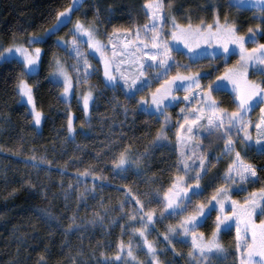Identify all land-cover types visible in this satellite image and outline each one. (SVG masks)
Instances as JSON below:
<instances>
[{
  "label": "snow or ice",
  "instance_id": "1",
  "mask_svg": "<svg viewBox=\"0 0 264 264\" xmlns=\"http://www.w3.org/2000/svg\"><path fill=\"white\" fill-rule=\"evenodd\" d=\"M83 2L71 0L66 6L55 10L52 22L47 27L29 32L22 39L13 36L12 42L7 45L0 44V61L15 60L20 65L14 92L21 101L31 106L30 109L26 107V114H30L36 125L41 123L42 112L35 104L36 85L30 83L28 78L38 75L44 51L41 44L47 43L50 37L70 22L71 37L66 39L57 36L53 41L55 47L65 50L67 57L62 59L54 55L47 77L52 84H63L60 98L67 101L74 86L85 85L82 96L78 95L77 99L82 102L86 120H90V103L96 101L97 94H103L108 89H119L127 101H135V108L129 109L126 104H121L115 95L111 98L115 101L114 108L122 109L125 114L129 111H145L155 115L159 122L153 140L143 151L133 149L131 143L122 144V138L116 142L109 141L107 149L113 157L111 166L117 173L132 168L139 175L145 170L139 167L143 158L148 157L153 148L167 144L168 130L173 127L167 108L172 101L179 102L176 95L178 90L183 89L184 92V104L175 121L177 159L169 165L170 170L173 167L175 170L169 177L168 186L160 185L143 193L133 192L127 185L124 186L125 199L116 205L120 209L119 220L113 223L127 217V222L121 223V228L122 234H128L130 239L127 244L123 240L118 242L114 259L101 252L103 258L99 259V264H165L158 255L161 250L154 241L148 239V234L157 221H162L166 216L177 219L175 224H168L165 232L160 234L166 244L171 246L163 251L170 250L176 255L173 241L187 243L190 238L187 264H214L213 257H226L229 249L220 242L219 234L230 227L233 218L236 236L232 264H264V219L258 224L253 219L257 211L264 215V183L248 192L242 201L233 199L229 194L230 190H244L245 185L260 181L258 166L246 159V155L253 149L258 155H264V77L259 81L249 79L250 67L264 74V42L257 41L258 33L264 35V0H226L230 8L259 9V14L252 17L258 22L249 25L243 32L239 31L236 19L230 18L227 12L223 22L214 9L211 23L201 19L199 23L193 24L188 18L189 23L181 24L175 15L170 14L173 0H144L145 22L129 28H113L112 32L105 33L107 40L99 36L98 22L102 19L99 9H94V19L77 18L72 21V12L78 10ZM107 11L112 12L113 9L108 8ZM173 41L182 42L187 49L186 54L193 61L202 59L201 53L227 57L232 52L230 45L238 48L239 59L232 65H226L223 72L208 79L205 85L202 77L210 76L211 73L202 72L198 67L193 70L192 63L176 61L173 48L176 47V51L183 49L175 46ZM248 43L254 46L248 47ZM84 44H87L89 50H94L91 54L99 53L103 69L102 87L98 88L89 82L88 77L99 69L90 64L89 52L82 47ZM200 45H219L222 50L217 53L215 48L202 49ZM69 58L71 63H67ZM224 81L233 88L231 103L234 107L231 109L221 107V102L214 95L215 92L225 90ZM139 92L145 94L137 97ZM257 103L260 105V116L253 122L248 114ZM253 125L256 129L255 137L250 130ZM66 127L69 134H74L70 112ZM205 140L209 143L213 140L222 141V146L217 145L220 152L214 157L207 152ZM116 148H119L118 152L112 151ZM223 157H227L223 172L212 173L216 162ZM31 160L36 161V157L32 156ZM260 167L264 168V165ZM89 176L101 183L107 179L102 171L85 168L77 172V183ZM147 179L154 180L155 177ZM209 185H215L211 195L197 199ZM31 186L36 187L35 184ZM94 189L95 184L92 188L85 187L84 193L93 192L95 195ZM80 198L83 199V194H80ZM153 201L157 202L158 207H150ZM226 201H231V212L224 210ZM126 205L132 206L125 210ZM102 210L104 215L100 211L94 212L89 222L103 225L108 210ZM212 210L216 211L214 227L206 236L199 227ZM44 220L47 224L51 223L47 217ZM75 220V215L69 217L70 223L64 229L66 234L80 227ZM132 224L140 226L129 228ZM137 236L142 243L133 245L132 238ZM17 243H20L19 239ZM134 248L144 251L147 259L139 260ZM82 255L81 251L77 256H70L69 260L72 264H84L80 259ZM11 264H16V261H11ZM38 264H46L43 254Z\"/></svg>",
  "mask_w": 264,
  "mask_h": 264
},
{
  "label": "trees",
  "instance_id": "2",
  "mask_svg": "<svg viewBox=\"0 0 264 264\" xmlns=\"http://www.w3.org/2000/svg\"><path fill=\"white\" fill-rule=\"evenodd\" d=\"M70 2L0 0V44L7 45L12 42L13 36L22 39L29 32L47 27L52 22L55 10ZM143 4L144 0H84L80 8L72 12V19H94V9H99L102 18L98 22L100 35L106 40L105 33L112 32L113 28L143 24L147 19ZM108 8L113 11L108 12ZM177 8L180 10L177 11ZM214 9L221 22L226 12L237 23L241 20L250 21L249 13L243 14L241 9L230 8L226 0H173L170 14L175 15L181 24L189 23L188 18L193 24L199 23L201 19L211 23ZM58 35L68 38L72 34L62 27L47 43L41 44L44 51L40 70L37 76L28 78L30 83L36 85L35 102L44 114L42 131L36 129L30 114H26V103L14 92L20 65L15 60L0 62V264H11L13 260L16 264H38L41 254L46 264H72L69 257L77 256L81 251L83 255L80 259L84 264H99V259L103 258L101 252L114 259L118 242L123 240L127 244L130 239L128 234H122L121 228V223H126L127 217L113 223L119 220L120 209L116 205L125 199L124 186L137 193L154 190L160 185L167 187L169 177L175 170L174 167L169 169V165L177 159L175 131L171 130H168L167 144L153 148L149 156L143 158L139 167L145 170L139 175L132 168L117 173L111 166L113 157L107 149L109 141L116 142L122 138V144L131 143L133 149L143 151L159 127L155 115L145 111H129L125 114L122 109L114 108L115 101L111 99L114 95L129 109L135 108V101H127L119 89H108L103 94H97L91 106L87 131L77 128L74 138L70 136L66 127L70 111L66 101L60 98L61 86L47 79L53 60L51 55L66 58L65 50L53 44ZM221 70L222 66H219L214 72L219 73ZM91 80V84L96 87L103 86L101 68L91 76ZM170 109H176V105ZM112 151L118 152L119 148ZM32 156L36 157V161L31 160ZM246 159L256 165H264V155H258L254 149L247 153ZM226 161L220 159L216 162L212 173L223 172ZM85 168L102 171L107 179L101 183L89 176L77 183V172ZM258 170L264 177V168ZM153 176L154 180L147 179ZM32 184L36 187L33 188ZM93 184L95 195L93 192L84 193L85 187L92 188ZM252 184L258 185L260 182ZM214 186L209 185L205 190L212 192ZM80 194H83V199ZM131 206L126 205L125 210ZM150 207H158L157 202L153 201ZM103 208L108 210L103 225L90 223L94 212L100 211L104 215ZM72 215L76 216L75 223L80 227L66 234L64 229ZM44 217L50 219L51 223H45ZM176 219L166 216L162 221H157L148 234V239L154 241L161 250L158 255L165 264L169 261L171 264H187L189 241H173L176 255L170 250L163 251L171 246L166 244L160 234L165 232L168 224H175ZM139 226L132 224L129 228ZM226 232L220 238L225 248L229 249V254L222 258L213 257L214 264H232L235 234L231 229ZM132 243L138 245L142 241L137 236L132 238ZM133 251L139 260L147 259L144 251L138 248Z\"/></svg>",
  "mask_w": 264,
  "mask_h": 264
},
{
  "label": "rangeland",
  "instance_id": "3",
  "mask_svg": "<svg viewBox=\"0 0 264 264\" xmlns=\"http://www.w3.org/2000/svg\"><path fill=\"white\" fill-rule=\"evenodd\" d=\"M241 11L243 14H248V13L250 14V19H249L250 21L246 22L245 20H241V21H239V23H237L239 25V31L243 32L249 27V25H255L258 22L256 20L252 19V17L254 14H259V9L258 8H247V7H245V8H242ZM71 27H72V24H68L67 26H65L63 28H65L68 32H70L69 28H71ZM70 37L71 36H69L68 38H70ZM107 39H108V37H107ZM121 39H123V37H121ZM257 41L258 42H264V40L262 39V35H260L259 33L257 34ZM172 43L175 46H178L180 49H183V51H180V53H179L176 51V47L173 48V54L176 58V61L192 63L193 64V70H196V68L198 67L200 69V71H202V72L211 73L210 76L202 77V83L205 85L207 84L208 79H211L212 77L218 76L221 72H223L225 70L226 65H232L235 61H237L239 59L238 48H236L233 45H230L229 47L232 49V52L227 57L219 55V54L212 55L209 53H201L203 58L199 59L198 61H193L186 54L187 49L185 48V46L183 45L182 42L173 41ZM247 46L253 47L254 45L252 43H248ZM82 47L84 48L85 51L89 52L88 60H89L90 64L96 69L101 68V74L103 75L102 64L100 63V60H99V53H95V55L91 54L92 51H94V50H89L87 44H84ZM200 48H202V49L203 48H215L217 50V53H219L222 50L221 46H219V45H200ZM54 55H56V54H53L51 56L53 57ZM65 56L67 57V53H65ZM61 58L64 59L65 57H61ZM68 61H69V63L72 62L70 58L68 59ZM40 65H41V63H40ZM40 65H39L38 72L40 70ZM219 66H222L221 72H219V73L214 72V70H216V68H218ZM174 68H175V66H174ZM69 71L71 72V69H69ZM91 76H94V74L90 75L88 77L90 83H92ZM262 77H264V74H262L258 71H253L251 67L249 68V79H260L261 80ZM223 83H225L227 85L230 84L227 81H224ZM60 86L62 88L63 84L61 83ZM151 86L155 87L154 84H152ZM85 88H86V86L83 84H80L78 87L74 86V88L72 90H70L68 99L66 101L68 108H69V111L71 112L73 122L75 121L73 124L74 129L76 127V129L79 128V129H82L83 131H87L90 122H89V120H86L85 114L83 112L82 102H78L77 97H78V95L82 96V92ZM232 93H233V90L232 89L230 90L229 88L226 87L224 91H218V92H215L214 94H216L215 96H217V99L221 102V105H223V106H225V108L229 109L230 108L229 106H232L231 105ZM137 94L139 96V95H144L145 93L139 92ZM176 95L178 97L179 102L172 101L170 106L167 108V112L171 115V121L173 124V127L170 128L171 131H175V128H176L175 121L177 119V113L179 112V109L184 104L183 89L178 90ZM34 98H35V96H34ZM22 102L26 103L25 101H22ZM35 104H36V102H35ZM175 105H176V109H170L171 107H173ZM91 106H92V103H90V115H91V111H92ZM27 107L30 109L31 106L27 105ZM36 108H37V104H36ZM253 108H255L256 111L259 110L260 109L259 103L255 104V106ZM43 117H44V114L42 113V119H41V123L39 125H36L34 123V121L32 120L33 124H35L36 129L38 131L43 130V125H44L43 124ZM82 119H83V123H82ZM258 119H255V120H258ZM253 129H251V127H250V130L252 131L253 137H255L256 129L255 130H253ZM73 135L75 136V133L70 134V136H73ZM174 140H175V138H174ZM204 143L207 146V152L209 154H211V156H213L212 151H214L216 149V146H217L216 141L213 140L211 143H209L208 140H205ZM237 147H239V144L237 145ZM250 151H248V153ZM223 159L227 160V157H223L222 160ZM258 173H259V170H258ZM259 182H260V184H258V185H253L252 183L245 185L244 190H235V189L230 190L229 194L233 197V199L242 201L247 196L248 192H251V190L253 188H259L261 186V183H264V177L261 175H260V181ZM211 193L212 192L209 190H204V192H202L200 197H197V199H203L205 196L211 195ZM212 207H214V205L210 206V208H212ZM224 210L226 212L232 211L231 201L225 202V209ZM215 217H216V211L212 210L211 214L209 216H207V218L201 222L199 230L204 232L206 236L210 234L211 229L214 227ZM253 219L258 224L261 219H264V215L259 214V212L257 211V213L254 214ZM229 229H231L236 236L235 218H233V221H232L230 227L226 228L225 230H223L219 234L220 242H221V238H220L221 234L223 232L228 231ZM226 235H229V234L226 232ZM249 236H250V233H249ZM189 243H190V238H189ZM190 247H191V243H190Z\"/></svg>",
  "mask_w": 264,
  "mask_h": 264
},
{
  "label": "crops",
  "instance_id": "4",
  "mask_svg": "<svg viewBox=\"0 0 264 264\" xmlns=\"http://www.w3.org/2000/svg\"><path fill=\"white\" fill-rule=\"evenodd\" d=\"M82 10V9H81ZM76 19H72V21L74 22ZM99 36H100V38L102 39V37H101V35H100V33H99ZM66 38V37H65ZM67 39V38H66ZM103 40V39H102ZM221 72V71H220ZM262 79V78H261ZM255 80H260V79H255ZM224 85H226V87L227 88H229L230 90L232 89L233 90V88H232V85L231 84H229V85H227V84H224ZM214 95H216V94H214ZM217 97V96H216ZM182 102V101H181ZM180 102V103H181ZM179 104V103H178ZM231 105L232 106H229L230 108L229 109H231L232 107H234V104H232L231 103ZM221 107H225V106H223V105H221ZM71 113V112H70ZM259 116H260V109L259 110H257L256 111V109L255 108H252V109H250L249 110V114H248V118L249 119H251L253 122H255L256 120L255 119H258L259 118ZM75 122V121H74ZM74 122H73V124H74ZM82 122H83V119H82ZM85 123V122H84ZM251 127V129H253V130H255V127H254V125L253 126H250ZM75 130H76V127H75ZM170 130V129H169ZM216 141V145H222V141H218V140H215ZM220 152V147H218V146H216V149L214 150V151H212V155H213V157L216 155V154H218ZM222 159V158H221ZM219 161V160H218ZM217 161V162H218Z\"/></svg>",
  "mask_w": 264,
  "mask_h": 264
},
{
  "label": "flooded vegetation",
  "instance_id": "5",
  "mask_svg": "<svg viewBox=\"0 0 264 264\" xmlns=\"http://www.w3.org/2000/svg\"><path fill=\"white\" fill-rule=\"evenodd\" d=\"M225 84V83H224ZM258 168H260V166L257 164Z\"/></svg>",
  "mask_w": 264,
  "mask_h": 264
}]
</instances>
